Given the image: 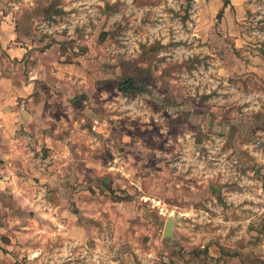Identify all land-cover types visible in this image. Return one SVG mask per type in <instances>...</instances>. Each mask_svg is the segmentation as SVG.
Returning a JSON list of instances; mask_svg holds the SVG:
<instances>
[{
    "label": "rangeland",
    "instance_id": "obj_1",
    "mask_svg": "<svg viewBox=\"0 0 264 264\" xmlns=\"http://www.w3.org/2000/svg\"><path fill=\"white\" fill-rule=\"evenodd\" d=\"M0 1L37 71L53 62L35 99L67 130L38 141L30 198L4 194L26 264H264V7L230 24L224 0Z\"/></svg>",
    "mask_w": 264,
    "mask_h": 264
},
{
    "label": "crops",
    "instance_id": "obj_2",
    "mask_svg": "<svg viewBox=\"0 0 264 264\" xmlns=\"http://www.w3.org/2000/svg\"><path fill=\"white\" fill-rule=\"evenodd\" d=\"M263 4L264 0H229L228 4L223 3L221 11L229 22L232 18L236 24L234 13L237 17L243 16L249 11L264 7ZM18 36L13 15L0 1V172L10 170L13 160L17 158V173H20L17 181L0 173V264H26L21 254L26 252L27 246L22 242L32 236L30 227L22 224L23 218L17 217L15 227L11 223L10 214L8 216L2 210L5 191L17 188L19 194V189L25 188L26 192L20 199L29 197L27 192H30L33 184L21 173L27 170L29 164L32 165L31 157L38 154V141H43V146L50 149L54 140L63 141L67 138V130L64 136L59 133L63 120L56 130L51 123L53 118L63 119V113L54 114V103L47 102L46 99H35L40 87L49 85L41 84L48 76V68L52 69L53 62L41 60L42 70L39 73L32 64L33 54L27 45L18 41ZM59 70L69 72L75 69L63 64L59 66ZM56 108L62 109L59 104ZM65 123L67 128L69 123L75 125L79 121L74 122L72 118L71 122L65 120ZM61 146L63 147V143ZM18 194L15 196L16 200L19 199Z\"/></svg>",
    "mask_w": 264,
    "mask_h": 264
},
{
    "label": "trees",
    "instance_id": "obj_3",
    "mask_svg": "<svg viewBox=\"0 0 264 264\" xmlns=\"http://www.w3.org/2000/svg\"><path fill=\"white\" fill-rule=\"evenodd\" d=\"M224 3L225 4H228L229 3V0H224ZM223 17V11L220 12L218 18L221 19ZM132 85V82L131 80L127 79L126 81H124L123 83H121L120 87H119V90L120 91H123V92H128L129 89H132V90H135V91H138V87H135Z\"/></svg>",
    "mask_w": 264,
    "mask_h": 264
},
{
    "label": "water",
    "instance_id": "obj_4",
    "mask_svg": "<svg viewBox=\"0 0 264 264\" xmlns=\"http://www.w3.org/2000/svg\"><path fill=\"white\" fill-rule=\"evenodd\" d=\"M173 218L170 217L168 220H167V223H166V226H165V235L166 236H170L171 235V228H172V225H173Z\"/></svg>",
    "mask_w": 264,
    "mask_h": 264
}]
</instances>
